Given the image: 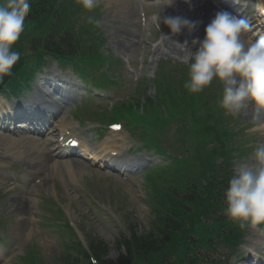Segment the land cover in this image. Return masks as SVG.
I'll list each match as a JSON object with an SVG mask.
<instances>
[{"label":"rangeland","instance_id":"1","mask_svg":"<svg viewBox=\"0 0 264 264\" xmlns=\"http://www.w3.org/2000/svg\"><path fill=\"white\" fill-rule=\"evenodd\" d=\"M128 5H132L128 0H103L101 5L103 14L100 17L102 26L98 29L102 33L104 42L100 51L103 54L111 55L113 58L120 57L125 61H130L134 67L129 68L128 72L125 70L122 73L123 83L118 89L108 87L101 97H90L89 108L92 110H97L98 107L108 108L116 96H130L133 86L140 79H145L148 94H152L155 91L156 76L154 72L156 71V63L161 61L162 52L167 51L165 45H163L165 39L161 38L157 43L150 42L147 37L148 33L143 30V26L138 24V9H134V5H132L133 9ZM165 5L166 3H152L149 4V10L155 12L163 10L162 15H177L178 12L183 10L178 8L186 7L182 5L175 8V12H172L173 9H169L167 12ZM151 33L153 34L151 41H153V37L157 33L154 31H151ZM25 36L30 38L26 32ZM203 36L204 33L200 36L195 35V37L200 39ZM169 41L170 44L178 46L177 42ZM142 56H145L143 66L138 64V60ZM176 57L178 59L181 56L176 55ZM176 57L173 56L172 59H175L176 63H180ZM168 69L173 70L174 68L169 66ZM136 77L140 79L135 83L136 80L134 79ZM85 91L83 90V92ZM74 99H79V95ZM83 100H85L84 96ZM253 109L254 106L252 105L248 108V110ZM247 111L239 116V124L250 120L246 115ZM256 129V127L250 129L245 135L246 139L247 136H255V142H252L253 146L258 145L263 139L261 137L263 131L256 132ZM96 138L97 136L94 135V139ZM110 138L115 139L113 135L109 134L108 139ZM122 140L127 142L126 134L121 135L120 142ZM99 143L94 144L92 142L90 145H95V147L99 148ZM36 158L39 163L38 156ZM48 160L50 159L48 158ZM147 173L149 171L145 172V177H147ZM73 178L77 184L72 182L73 179L70 181L65 173L63 174L61 171L56 172L54 170L50 172L44 189H42V186L34 189L36 193H34L33 205L31 209L26 208L27 216L19 215L20 217H18V214L13 212L14 207L9 204L10 196L0 200V229L6 232L12 247L22 241L24 252L26 250V254L28 252L34 253V260L38 259L39 264H85L82 257L68 256L63 253V249H65L63 241L68 239L62 229L59 230L58 225H61L63 219L48 220L43 217L44 210L39 207V197L50 193L53 184L57 192L58 202L62 203L61 208H63L65 216L67 215L79 226L80 238L88 248V244L92 239L100 240L108 245V256L114 258L117 256L116 242L130 236L132 233L137 235L152 233V239L157 237L155 228H157L158 223L156 221L162 217L160 215L156 217V214L150 213L147 199H145L147 189L145 190L142 187V179L138 174L133 177L135 185L132 187L112 171L99 168V164L95 162L84 163L82 161L76 166ZM89 194L93 195L100 203L103 202L100 207H97L89 199ZM13 196L17 198L16 195ZM30 215L35 216L33 223L29 222ZM17 219L20 221L18 220L17 222ZM25 230L30 231L28 239L24 237ZM262 240H264V237L253 232L248 247L251 249L256 244L259 245V248H262L264 247ZM141 259L144 260L140 254H137L134 262ZM21 260L20 258H15V263H20L22 262ZM235 261H238V264H244L238 258ZM0 264L9 263H2L1 261Z\"/></svg>","mask_w":264,"mask_h":264},{"label":"clouds","instance_id":"2","mask_svg":"<svg viewBox=\"0 0 264 264\" xmlns=\"http://www.w3.org/2000/svg\"><path fill=\"white\" fill-rule=\"evenodd\" d=\"M76 3L89 13L85 18L87 24L102 26L101 19L91 13L101 7L103 0H76ZM32 10V0H0V85L14 75L13 69L21 58L15 45ZM162 12L157 11L151 17L160 34L162 24L174 36L185 29L191 34L199 23ZM251 29L249 19L218 10L205 26L203 38L191 40L194 51L188 40L179 43L186 55L178 59L186 65L183 87L189 93H201L214 79L218 80L222 85L219 107L238 118L252 105L253 120L261 126L264 125V35L253 39L248 36ZM223 202L224 214L241 230L264 225V145L258 144L249 158L234 167L223 191ZM261 231L264 233V229Z\"/></svg>","mask_w":264,"mask_h":264},{"label":"trees","instance_id":"3","mask_svg":"<svg viewBox=\"0 0 264 264\" xmlns=\"http://www.w3.org/2000/svg\"><path fill=\"white\" fill-rule=\"evenodd\" d=\"M47 6V2H38L32 6L33 10L31 13L41 12ZM209 161L211 162L210 167H206L198 173L200 176L198 179H201V182L198 184L194 183L198 180L196 178L197 180L190 181V186L184 189V197L189 202V205L184 206L180 201L169 203L168 214L157 222L158 225L155 228L157 237L155 239L151 238L152 233L147 235L132 233L130 236L116 242L117 256L114 258L108 256L109 249L106 243L92 239L89 243V253L81 251L80 253H76L77 255H71L82 257L85 264H145V261L147 262L148 260V264H150L164 254L169 256L176 254L180 256L182 255V248L184 249L183 251L191 250L193 243L190 244L191 246L188 244L184 229L200 223L201 215L209 212L212 207V200L215 197L214 187L216 185L214 181L218 179L217 175H225V173H220L216 162L213 163L212 159H209ZM220 227V224H214L212 229L215 234H219ZM137 254H140L144 260L141 259L134 262ZM66 255L70 256L68 253ZM160 263L155 262V264Z\"/></svg>","mask_w":264,"mask_h":264},{"label":"bare ground","instance_id":"4","mask_svg":"<svg viewBox=\"0 0 264 264\" xmlns=\"http://www.w3.org/2000/svg\"><path fill=\"white\" fill-rule=\"evenodd\" d=\"M178 0H170L169 1V4L173 3V4H177ZM195 4L198 6V7H201L200 3L198 2H195ZM6 141V143L11 146V148H13V151L17 152V149L18 147H16V142L14 139L10 138V137H3ZM23 138H20L19 140L21 141ZM30 142H33V143H36V141H31ZM62 164L65 166L66 170H68L69 172H71L73 170V168L75 169L76 167L73 166V168L71 167V164H69L68 162H62ZM73 164L75 165H79L80 162L77 160V161H73ZM16 210V212L19 214V215H24L26 214V208L21 204V201L20 200H17V201H12V204Z\"/></svg>","mask_w":264,"mask_h":264},{"label":"snow or ice","instance_id":"5","mask_svg":"<svg viewBox=\"0 0 264 264\" xmlns=\"http://www.w3.org/2000/svg\"><path fill=\"white\" fill-rule=\"evenodd\" d=\"M113 127H116V128H118V127H119V125H113Z\"/></svg>","mask_w":264,"mask_h":264}]
</instances>
